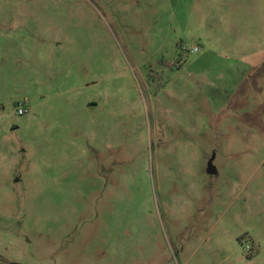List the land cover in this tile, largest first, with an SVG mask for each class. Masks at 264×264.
<instances>
[{"label": "rangeland", "instance_id": "374dc122", "mask_svg": "<svg viewBox=\"0 0 264 264\" xmlns=\"http://www.w3.org/2000/svg\"><path fill=\"white\" fill-rule=\"evenodd\" d=\"M0 264H264V0H0Z\"/></svg>", "mask_w": 264, "mask_h": 264}, {"label": "built area", "instance_id": "2783aa9c", "mask_svg": "<svg viewBox=\"0 0 264 264\" xmlns=\"http://www.w3.org/2000/svg\"><path fill=\"white\" fill-rule=\"evenodd\" d=\"M196 51H197V48H194V52H196ZM16 112L20 116H24V115L28 114L29 109H28L27 103L26 102L17 103Z\"/></svg>", "mask_w": 264, "mask_h": 264}]
</instances>
